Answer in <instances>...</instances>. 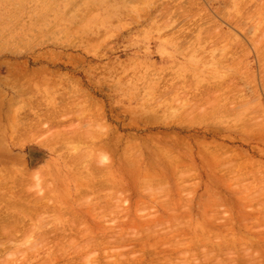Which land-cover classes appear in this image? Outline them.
Returning a JSON list of instances; mask_svg holds the SVG:
<instances>
[{
    "label": "rangeland",
    "instance_id": "374dc122",
    "mask_svg": "<svg viewBox=\"0 0 264 264\" xmlns=\"http://www.w3.org/2000/svg\"><path fill=\"white\" fill-rule=\"evenodd\" d=\"M263 80L264 0H0V264H264Z\"/></svg>",
    "mask_w": 264,
    "mask_h": 264
},
{
    "label": "bare ground",
    "instance_id": "6f19581e",
    "mask_svg": "<svg viewBox=\"0 0 264 264\" xmlns=\"http://www.w3.org/2000/svg\"><path fill=\"white\" fill-rule=\"evenodd\" d=\"M189 1H190V0H189ZM70 3H72V2H70ZM188 3H189V2H188ZM191 5H193V4L191 3L190 6H191ZM195 5H196V4H195ZM196 6H197V5H196ZM202 6H203V5H202ZM187 7H188V6H187ZM193 7H194V6H193ZM181 8H182V6H181ZM188 8H189V7H188ZM188 8H187V9H188ZM190 8H192V7H190ZM178 9H179V7H178ZM187 9L184 8V10H187ZM194 10H195V9H194ZM198 10H199V9H198ZM202 10H203V9H202ZM219 10H220V9H219ZM168 12H169V11H168ZM168 12H167V13H168ZM174 12H175V10H174ZM185 12H186V11H185ZM196 12H198V11L196 10ZM196 12H195V14H196ZM209 12H210V11H209ZM217 12L219 13V11H217ZM66 13H67V12H66ZM66 13H65V14H66ZM167 13H166V14H167ZM169 13H170V12H169ZM169 13H168V14H169ZM198 13H199V12H198ZM168 14H167V15H168ZM173 14H174V13H173ZM180 14H182L183 16H185L183 12L180 13ZM187 14H188V13H187ZM206 15H207V14H206ZM66 16H67V15H66ZM194 16H195V15H194ZM223 16H224V15H223ZM166 17H168V16H166ZM192 17H193V16H192ZM192 17H191V18H192ZM198 17H199V16H198ZM207 17H208V16H207ZM182 18H183V17H182ZM191 18H190V19H191ZM223 18H224V17H223ZM173 19H174V18H173ZM190 19H189V20H190ZM201 19H202V18H201ZM229 20H230V18H229ZM168 22H169V21H168ZM234 23H235V22H234ZM234 25H236V23H235ZM201 26H203V24H201ZM201 26H200V27H201ZM237 26H238V25H237ZM47 28H49V27H47ZM211 28H212V27H210V29H211ZM213 28H214V27H213ZM215 28H217V27H215ZM215 28H214V29H215ZM219 28H220V27H219ZM237 28H238V27H237ZM49 29H50V28H49ZM51 29H52V28H51ZM207 29H208V28H207ZM208 30H209V29H208ZM211 30H212V29H211ZM216 30H217V29H216ZM216 30H214V32H216ZM45 32H46V31H45ZM189 32H190V31H189ZM206 32H207V31H206ZM206 32L204 33V36H205ZM210 32L212 33L213 30H212V31H209V34H210ZM214 32H213V33H214ZM216 33H218V31H217ZM201 35H202V34H201ZM186 36H187V35H186ZM206 36H207V34H206ZM186 38H187V37H186ZM36 39H37V38H36ZM183 39H184V38H183ZM185 44H186V43H185ZM42 56H44V55H42ZM42 58H43V57H42ZM26 67H27V66H26ZM15 69H16V68H15ZM17 69H18V68H17ZM17 69H16V71H17ZM24 69H25V68H24ZM18 70H19V69H18ZM40 71H41V70H40ZM45 71H46V70H45ZM36 72H37V71H36ZM18 73H19V72H18ZM24 73H25V72H24ZM24 73H23V74H24ZM33 73H34V72H33ZM33 73H31V74H33ZM40 73H41V72H39V74H40ZM43 73H44V72H43ZM239 73H240V72H239ZM13 74H14V73H13ZM13 74H12V77L15 76V75L13 76ZM55 74H56V73H55ZM18 75H20V74H18ZM21 75H22V74H21ZM25 75L27 76L28 74H25ZM25 75H24V76H25ZM34 75H35V74H34ZM253 75H254V73H253ZM12 77H11V74H10V77H9V78H12ZM18 77H19V76H18ZM20 77H21V76H20ZM251 77H252V76H251ZM262 77H263V76H262ZM15 78H17V77H15ZM248 78H250V77H247L246 79H248ZM253 78H254V77H253ZM262 79H263V78H262ZM10 80H11V79H10ZM13 80H14V79H13ZM260 80H261V78H260ZM186 81H187V80H186ZM232 81H234V80H232ZM252 81H253V79H252ZM263 81H264V80H263ZM14 82H15V81H14ZM227 82H228V81H226V83H227ZM234 82H235V81H234ZM217 83H218V82H217ZM217 83H216V84H217ZM261 83H262V82H261ZM13 84H15V83H13ZM177 84H179V83H177ZM216 84H215V85H216ZM219 84H220V83H219ZM219 84H217V86H218ZM227 84L229 85V83H227ZM243 84H244V83H243ZM224 85H225V84H224ZM228 85H226V86L223 87V88H228V87H227ZM230 85H232V84H230ZM230 85H229V86H230ZM234 85H235V84H234ZM234 85H232V86H234ZM178 86H179V85H178ZM203 86H204V85H203ZM221 86H223V85H221ZM201 87H202V86H201ZM201 87H199V88H201ZM204 87H205V86H204ZM174 88L176 89V87H174ZM177 88H178V87H177ZM186 88H187V87H186ZM190 88H191V87H190ZM241 88H242V87H241ZM251 88H252V87H251ZM255 88H256V85H255ZM255 88L253 87V89H255ZM204 89H205V88H203V90H204ZM228 89H229V88H228ZM232 89H233V88H232ZM234 89H235V88H234ZM177 90H178V89H177ZM206 90H207V89H206ZM206 90H205V91H206ZM236 90H237V89H236ZM236 90H235V91H236ZM197 91H198V90H197ZM212 91H213V90H212ZM217 91H218V90H217ZM217 91H216V92H217ZM239 91H240V90H239ZM208 92H209V91H208ZM210 92H211V91H210ZM241 92H242V90H241ZM0 93H1V92H0ZM190 93H191V92H190ZM200 93H201V92H200ZM206 93H207V91H206ZM222 93H223V92H222ZM226 93H227V94H226ZM226 93H223V95H228V94H230V92H226ZM235 93H236V92H235ZM238 93H239V92H238ZM201 94H204V93H201ZM211 94H215V93H211ZM211 94H210V95H211ZM236 94H237V93H236ZM193 95H194V94H193ZM204 95H205V94H204ZM216 95H217V94H216ZM195 96H196V94H195ZM197 96H198V95H197ZM200 96H201V95H200ZM208 96H209V95H208ZM234 96H235V95H234ZM244 96H245V95H244ZM201 97H203V96H201ZM205 97H206V95H205ZM205 97H204L203 99H207L206 101L209 102V101H208V98H209V97H210V98H211V97H214V95L209 96L208 98H205ZM231 97H233V96H231ZM60 98H61V97H60ZM70 98H71V97H70ZM210 98H209V99H210ZM237 98H238V97H237ZM242 98H243V97H242ZM193 99H194V98H192L190 101L192 102ZM211 99H212V98H211ZM60 100H61V99H60ZM71 100H72V99H71ZM217 100H220V97H218V99L216 98L214 102L216 103ZM202 101H203V100H202ZM202 101H201V102H202ZM220 101H221V100H220ZM64 102H65V101H64ZM66 102H67V101H66ZM193 102H194V100H193ZM212 102H213V100H212ZM196 103H198V102H196ZM196 103H195V105H196ZM217 103H218V102H217ZM204 104H205V102H204ZM204 104H203V105H204ZM201 105H202V104H201ZM207 105H208V104H207ZM35 106H36V105H35ZM71 106H72V103H71ZM67 107H68V106H67ZM202 107H203V106H202ZM204 107H205V105H204ZM235 107H236V106H235ZM74 108H75V107H74ZM258 108H259V107H258ZM57 109H58V108H57ZM59 109H61V108H59ZM200 109H201V108H200ZM205 109H206V108H205ZM73 110H74V109H72V111H73ZM193 110H194V108H193ZM193 110H191V111L193 112ZM201 110H202V109H201ZM201 110H200V111H201ZM58 111H59V110H58ZM68 111H69V109H68ZM55 113H57V112L55 111ZM68 113H69V112H68ZM186 113H187V112H186ZM201 113H203V112H200V113H198V114H201ZM205 114H206V113H205ZM43 115H44V114H43ZM52 115H53V114H52ZM52 115H51V116L49 115V117H52ZM182 115H183V114H182ZM44 116H45V115H44ZM46 116H47V115H46ZM184 116H185V115H184ZM191 116H192V115H191ZM53 117L55 118V116H53ZM182 117H183V116H182ZM182 117H181V118H182ZM189 118H190V117H188L187 119H189ZM52 121L55 122L56 120H55V121L52 120ZM21 123H22V122H21ZM24 123H25V122H24ZM24 123L22 124V127H23ZM35 123H37V122H35ZM255 124H258V123H255ZM255 124H254V125H255ZM35 125H37V124H35ZM38 125H39V124H38ZM43 125H44V124H43ZM27 126H28V125H27ZM27 126H25V127H27ZM29 126H30V125H29ZM29 126H28V127H29ZM31 126H32V124H31ZM31 126H30V127H31ZM39 126L41 127V125H39ZM251 126H252V125H251ZM28 127H27V128H28ZM34 127H36V126H34ZM34 127H31V128L34 129ZM27 128H26V129H27ZM37 128H38V127H37ZM35 129H36V128H35ZM27 130H28V129H27ZM34 131H35V130H34ZM260 131H261V130H260ZM258 133H259V132H258ZM260 133H261V132H260ZM1 137H2V136H1ZM214 148H215V147H214ZM217 149H218V148H217ZM219 151H220V150H219ZM216 152H217V151H216ZM213 154H214V153H213ZM219 157H220V156H219ZM220 158H221V157H220ZM225 158H226V157H225ZM5 177H6V176H5ZM7 179H8V178H7ZM15 182H16V181H15ZM8 184H9V183H8ZM18 184H19V182H18ZM5 186H6V184H5ZM5 188L8 189L7 187H5ZM9 189H11V188H9ZM13 189H14V188H13ZM17 193H18V192H17ZM13 195H15V193H14ZM16 196H18V194H16ZM18 197H20V195H19Z\"/></svg>",
    "mask_w": 264,
    "mask_h": 264
}]
</instances>
